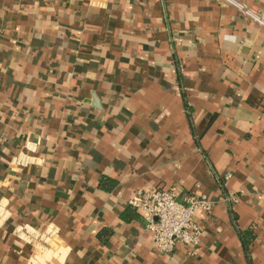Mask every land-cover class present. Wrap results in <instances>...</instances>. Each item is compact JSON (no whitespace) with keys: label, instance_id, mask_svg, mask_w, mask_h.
<instances>
[{"label":"crops","instance_id":"0c3cea01","mask_svg":"<svg viewBox=\"0 0 264 264\" xmlns=\"http://www.w3.org/2000/svg\"><path fill=\"white\" fill-rule=\"evenodd\" d=\"M170 188L215 204L165 255L130 200ZM0 264H264V27L220 0H0Z\"/></svg>","mask_w":264,"mask_h":264},{"label":"built area","instance_id":"2783aa9c","mask_svg":"<svg viewBox=\"0 0 264 264\" xmlns=\"http://www.w3.org/2000/svg\"><path fill=\"white\" fill-rule=\"evenodd\" d=\"M239 10L242 15L264 27V17L245 4V0H220ZM264 4V0H255ZM224 202L236 205L239 198L229 195ZM214 202L207 196H188L182 203L178 200L176 188L167 190H138L130 200V205L142 213L145 229L153 237L154 248L157 252L171 255L179 244L197 247L200 244L202 231L194 218L199 212H210ZM33 242V236L26 233ZM54 231L42 238L38 246L47 248L48 241L53 239ZM31 237V238H30ZM54 242V240H52ZM34 244V243H33ZM53 244V243H52Z\"/></svg>","mask_w":264,"mask_h":264}]
</instances>
